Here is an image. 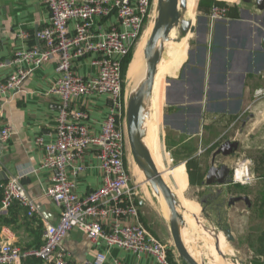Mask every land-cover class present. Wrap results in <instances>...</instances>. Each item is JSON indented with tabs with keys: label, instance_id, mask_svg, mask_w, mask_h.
<instances>
[{
	"label": "crops",
	"instance_id": "1",
	"mask_svg": "<svg viewBox=\"0 0 264 264\" xmlns=\"http://www.w3.org/2000/svg\"><path fill=\"white\" fill-rule=\"evenodd\" d=\"M187 1L189 8L184 19L190 20L196 16L199 0ZM215 1L229 7L228 17L211 26L208 17L201 15L195 24V32H191L195 40L189 46V50L187 37L181 43H177V47L171 48V54L176 51L179 56L186 53L188 56L184 60L181 74L171 82L167 91L166 101L170 113L163 117L160 116L161 111L157 110L155 125L152 123L155 132L156 163L155 161L154 163L158 170H162L164 163L160 139L162 125L181 133L184 139L198 141L195 145L191 143L185 145L197 150L193 159L201 168L203 183L192 184L189 172L186 174L182 167L180 170L185 173L183 184L186 183L183 190L181 187V193H177V185L171 186L177 200V209L182 200L186 203L183 207L186 209L187 206L186 211L190 218L183 216L184 221L180 231L185 245L196 260L197 256L203 258L205 242H208L204 236L209 235L213 230L211 213L205 215L204 212H207L206 209L209 207L219 217L220 207L214 202L217 201V197H224V193L218 189L226 187L229 192L231 188L229 186H232V180L226 185L204 184L212 163L203 143L207 141L211 131L221 129V125L217 126L216 121L213 120L215 117H236L242 112L251 90L258 85L260 75L264 73V12L257 8L256 0ZM210 2L212 7V0ZM231 8L236 11H232ZM50 17V10L43 0H0V61L11 59L20 49L39 45L37 33L48 23ZM23 33L27 36L24 37ZM182 47L185 48L183 52ZM165 70L166 67L163 71ZM12 71V68L4 70L0 75L1 80H7ZM81 71L86 74L96 70L91 69L90 65H84ZM56 78L55 63H48L28 78L18 91L0 93V108L4 110V119L0 121V127L9 126L13 129V136L8 143L1 140L0 129L2 174L7 175L8 178L25 175L23 182L27 192L39 205V212L33 216H30L29 209L22 205H14L9 210L2 211L1 186L5 181L0 183V247L9 240L23 250L37 249L44 243L46 226L61 220V209L46 196L49 174L45 171L33 172L40 167L45 155L43 149L36 145V139L43 136L51 142L56 135L57 113L52 106L59 101V98L51 94ZM74 107L89 113L91 133L96 134L109 109V99L107 96H93L86 98L80 104L75 103ZM208 126L212 127V130L207 131ZM187 162L188 159H184V163ZM83 164L87 170L77 179L75 192L85 197L104 182L95 147L85 151ZM134 184L139 192L136 202L143 223L152 233L171 246L174 264H185L174 248L170 227L171 212L168 205L150 183L134 182ZM206 189L212 190L209 191V195H212L210 200L198 196ZM233 197L229 199L227 207L237 209L240 203L243 204V207L238 209L248 222L249 211L253 208L252 200L247 196L250 204L240 201L231 205L230 201ZM166 207L170 216L166 214ZM123 222L130 223L129 219ZM231 233L234 234L233 231ZM221 235L226 238L224 232ZM210 237L213 238V234ZM64 244L71 255V264H95V255L99 251H108L106 264H113L114 260H120L125 264H156L149 255L137 256L117 247L108 248L103 243L94 245L80 230L71 231ZM262 250L263 256L264 236ZM18 264L44 263L39 259H27Z\"/></svg>",
	"mask_w": 264,
	"mask_h": 264
},
{
	"label": "built area",
	"instance_id": "2",
	"mask_svg": "<svg viewBox=\"0 0 264 264\" xmlns=\"http://www.w3.org/2000/svg\"><path fill=\"white\" fill-rule=\"evenodd\" d=\"M50 10L48 23L37 33L39 45L16 51L9 60L0 61L1 73L12 68L7 80L0 78V93L18 91L23 83L48 63H55L57 78L51 94L59 101L52 106L57 113L54 141L43 136L36 145L45 152L34 173L49 174L46 196L61 209V220L49 224L44 243L33 250H23L9 240L0 247V264H18L39 259L44 264H71L64 241L73 230H80L94 244H105L136 254L149 255L156 264H173L171 246L152 233L143 223L137 206L139 192L126 163L127 110L123 65L142 37L150 17L152 0H43ZM228 6L214 5L211 17L224 20ZM26 37L27 34L23 33ZM90 65L95 72L83 73ZM107 96L109 109L96 134L91 133L89 113L75 108L86 98ZM264 97V89L256 91ZM4 110L0 108V121ZM13 136L9 126L1 128V140ZM95 147L104 182L82 197L75 192L77 179L87 170L85 151ZM2 167L0 164V175ZM25 175L3 182L1 210L14 205L39 212L24 184ZM123 222V220H128ZM264 261V252H263ZM108 251L95 255V264H106ZM113 264H125L114 260Z\"/></svg>",
	"mask_w": 264,
	"mask_h": 264
},
{
	"label": "rangeland",
	"instance_id": "3",
	"mask_svg": "<svg viewBox=\"0 0 264 264\" xmlns=\"http://www.w3.org/2000/svg\"><path fill=\"white\" fill-rule=\"evenodd\" d=\"M210 1L211 0L198 1L196 6L197 13L194 20H192L194 26L198 22L199 17L201 15L203 16V14L208 17L211 26L217 22V20H214L211 17V10L214 5L210 7ZM152 2L151 13L147 20L145 31L132 51V57L124 75L125 94L128 101L136 95L147 79L148 59L145 56V49L162 9L161 0H152ZM180 11L184 18L187 10L185 12L182 10ZM175 28L178 30H174L172 36H169V38L175 40H169L168 38L167 41H170L168 47L165 44H162V41L155 49V51L159 52L161 61L163 59L165 60L166 63L164 64V68L166 67L168 72L163 73L164 69L158 68L153 92L146 96V103L148 102V105L150 106V119H152L154 125L156 119L155 113H157V110L161 111L160 116L163 117L170 113L166 101L167 91L171 82L181 74L185 63L182 61V63H179L177 66H173V63L176 61L175 54L177 52L175 51L176 53L174 52L171 54V48L177 47L178 45L176 44L181 43V41L187 37L189 50V46H191L195 40V37L191 32L183 34L180 26ZM162 39L164 38L162 37ZM165 41L166 40L164 39V42ZM181 50L183 52L185 48L182 47ZM168 55L173 56L169 57ZM187 56L188 53H186V57ZM178 57L179 54L177 55V58ZM143 58L144 71L143 76L141 77V62ZM173 68L175 69L172 70ZM260 89H264V73L260 75L258 85L251 90L250 97L246 101V105L242 112L236 117H215L213 120L216 121L217 126L221 125V129L211 131L208 135L207 141L203 143V146L206 147L208 157H211V163L215 151L226 141L238 142L239 149L232 156L222 158L220 162V165L226 164L230 167L232 186H229V188L231 187L229 192H227L228 188L226 187L218 189L220 192L224 193V197H217V201L215 200L214 202V204H218L220 207L219 217L215 215L209 207L206 209L207 212H204L205 215L211 213V225L213 230L210 233L213 234L214 237H210V233L209 235L204 236V239L208 242H205L207 247L204 246L205 253L203 258L197 256V260L200 264H264V261L262 260V244L264 236V97L258 98L256 96V91ZM147 116L149 115L147 114ZM160 130L161 147L164 152L162 160H164V163L162 170H159V172L162 173L164 181L170 187L176 184V192L181 193V187L183 190L186 183L183 184V174L185 173L180 169L183 167L186 174H188L186 163H184V158L181 156L172 155L168 151V147L170 144H174L173 149L177 151L185 144L191 143L192 145H195L198 141L184 139L181 133L174 132L167 126L162 125ZM210 130H212V127L208 126L207 131ZM145 138H147L146 134L144 139ZM158 146H160L159 141ZM126 163L133 176L134 182L150 183V185H152L151 182L147 181L144 170L135 161L129 140L126 147ZM167 170L170 172H166ZM239 171L245 172V175L241 180L237 179V173ZM209 191L212 190H203L198 196L201 199L210 200L212 195H209ZM160 195L164 203L167 204L162 192ZM233 196H249L252 200L253 208L248 214L249 223L246 222V218L242 217L243 214L240 209H238L243 207V204L240 203L237 209L227 207L229 199ZM184 204L186 205L184 200H182L180 206H178V212L180 216L189 219V213L183 207ZM210 206L212 207V204H210ZM165 209L167 216H170L168 207ZM228 229L234 233L232 234L234 238L232 242L228 241L223 235H221V233ZM217 235H220V237H217ZM186 242L188 246H190L188 241ZM190 253L193 255L191 251Z\"/></svg>",
	"mask_w": 264,
	"mask_h": 264
},
{
	"label": "water",
	"instance_id": "4",
	"mask_svg": "<svg viewBox=\"0 0 264 264\" xmlns=\"http://www.w3.org/2000/svg\"><path fill=\"white\" fill-rule=\"evenodd\" d=\"M257 8L264 12V0H256ZM161 12L155 24L152 34L147 42L145 56L148 59V74L146 82L142 85L135 96L128 101L127 110V134L131 151L137 164L144 170L147 181L151 182L153 187L163 196L171 212L170 227L176 249L179 257L185 264H200L190 253L185 245L180 231V224H183V217L179 215L177 209L176 197L171 187L164 181L162 173L157 169L150 152L144 146L141 139V127L143 124V110L146 96L151 94L154 89L155 77L158 71V65L161 61L159 52L155 51L160 38L167 40L175 27L180 26L183 34L195 32L196 27L192 21L182 17L181 11L188 9L187 0H161ZM1 129V127H0ZM239 149V143L226 141L213 154L212 166L204 182L207 186L226 185L231 183V169L220 162L222 158L232 156ZM151 169V170H150ZM5 174L0 175V183L7 181ZM245 201L250 204L247 196L233 197L230 204ZM225 236L228 241H233L231 230H227Z\"/></svg>",
	"mask_w": 264,
	"mask_h": 264
},
{
	"label": "bare ground",
	"instance_id": "5",
	"mask_svg": "<svg viewBox=\"0 0 264 264\" xmlns=\"http://www.w3.org/2000/svg\"><path fill=\"white\" fill-rule=\"evenodd\" d=\"M188 8H189V4H188ZM188 10V9H187ZM187 20V19H186ZM194 20L193 19H190L189 21H192ZM175 29V28H174ZM173 29V30H174ZM172 30V31H173ZM172 33V32H171ZM169 40H172L169 38ZM165 41L164 42V39L160 38L158 44H157V47L160 45V43L163 41L162 44H165L167 47L169 46V42L170 41ZM166 47V48H167ZM169 56V55H168ZM186 58V54H182L180 55L176 61L173 63L174 67L177 66L179 63H182V61H184ZM165 60L163 59L162 61H160L159 65H158V68L159 69H164V64H165ZM141 77L143 76V71H144V58L142 59V62H141ZM147 66V65H146ZM170 66V65H168ZM175 68H173L172 70H174ZM147 72V71H146ZM168 72V69L166 71H164L163 73H167ZM145 73V72H144ZM149 103L147 102L146 103V99H145V102H144V110H143V124H142V127H141V139H142V143H143V139L145 137V134L147 136V138L144 139V145L146 146V148L149 150L151 156H152V159L153 161H155L156 163V158H155V143H154V130H153V122H151V119H150V106L148 105ZM147 114L149 116H147ZM147 127V128H146ZM245 175V172L244 171H239L237 173V179L238 180H241ZM163 194V193H162ZM185 205V204H184ZM169 207V206H168ZM186 209H187V206H186ZM221 263V262H219ZM223 264V263H222Z\"/></svg>",
	"mask_w": 264,
	"mask_h": 264
},
{
	"label": "trees",
	"instance_id": "6",
	"mask_svg": "<svg viewBox=\"0 0 264 264\" xmlns=\"http://www.w3.org/2000/svg\"><path fill=\"white\" fill-rule=\"evenodd\" d=\"M212 3H213V5L225 6V5H223L222 2H218L215 0H212ZM231 10L236 11V9H233V8H231ZM131 55H132V52L124 61V65H123V74L124 75H125V72L127 71V68L129 66V62H130L131 57H132ZM124 86H125V84H124ZM173 147H174V144L173 145L170 144V146L168 147V151L172 155H179L184 159H188L186 166H187V170H188L189 175H190L191 183L201 185L204 181V177L202 175L201 168L199 167V164L195 161V159H193V156L197 152V150L193 147L188 148L187 145L181 146L182 149L180 148L177 151H175L173 149ZM2 198H3V195H2ZM169 257H170V260L174 264L173 258L171 256V251H170Z\"/></svg>",
	"mask_w": 264,
	"mask_h": 264
}]
</instances>
